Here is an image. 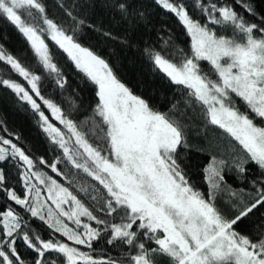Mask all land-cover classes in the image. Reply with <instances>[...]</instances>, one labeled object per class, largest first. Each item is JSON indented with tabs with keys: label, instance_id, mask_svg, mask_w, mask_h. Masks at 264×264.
Masks as SVG:
<instances>
[{
	"label": "snow or ice",
	"instance_id": "1",
	"mask_svg": "<svg viewBox=\"0 0 264 264\" xmlns=\"http://www.w3.org/2000/svg\"><path fill=\"white\" fill-rule=\"evenodd\" d=\"M157 2L174 13L186 28L191 39V55H184L182 60L174 62L156 52L153 57L155 66L175 84L190 89L191 95L205 106L209 122L225 130L239 143L243 151L234 157L232 163L240 173H247L246 166L252 164L259 169V175L250 181L255 196L247 203L241 197L243 207L233 201L232 206L238 211L234 217L226 216L217 207L212 192L205 194L196 190L186 177L178 163V148L186 146L181 126L135 95L114 75L104 59L82 47L53 20L42 15L45 8L40 0H0V15L16 26L45 69L58 75L60 72L50 55L45 40L47 33L51 41L75 62L76 68L98 86L95 111L107 126L108 154H103L104 149L100 146L89 143L76 123L65 118L57 104L41 95L38 86L41 77L24 67L2 45L0 62L9 65L31 87L29 90L18 82L2 78L0 85L12 89L37 110L46 125L44 131L59 144L67 159L107 190L111 198L107 202L109 214L118 209L122 213L120 222L110 225L108 243L119 241L138 249L130 256L129 264H157L156 254L169 257L172 264H264V232L250 238L235 229L249 214L264 207V14L245 0H233V3L242 7L252 19L218 0H193V7L205 17L202 23L194 19L179 0ZM119 7L126 11V5L120 4ZM40 20L46 28L39 25ZM210 24L230 25L231 34H219L209 27ZM199 61H207L211 65L210 72H204ZM212 74L215 79L211 78ZM58 83L62 86L63 81ZM33 94L75 137V144L83 149V153H74L68 147L64 133L49 123ZM5 146H10L11 151ZM81 154H86L91 164L87 161L79 163L76 157ZM9 157L18 158L27 167L21 173L27 194L15 190L3 168H0V194L23 206L32 217L45 221L68 241L90 248L100 232L84 224L85 231L80 233L70 228L61 217L73 220L76 225L81 224L83 216L96 220L98 224L105 221L97 219L56 179L31 171L33 159L11 139L0 137V161H7ZM40 163L46 162L41 160ZM227 163L212 156L204 169L206 178L211 189L229 190L231 197H237L240 194L231 191L227 185L224 174ZM49 166L53 172L58 171L56 163ZM33 177L47 186L48 195L43 203L40 189L30 183ZM48 200L55 205L56 211L49 206L45 215L42 210ZM64 205H69V210H65ZM4 208L6 210H0V264H29L19 254L14 238V233L22 230L23 217L9 205ZM3 237L9 239L5 241ZM21 238L35 253L30 264H58L57 259L49 258L50 253L60 254L65 264H117L115 260H95L77 247L52 238L44 239L38 233L29 235L25 231ZM144 239L154 241L157 247L146 248Z\"/></svg>",
	"mask_w": 264,
	"mask_h": 264
},
{
	"label": "trees",
	"instance_id": "2",
	"mask_svg": "<svg viewBox=\"0 0 264 264\" xmlns=\"http://www.w3.org/2000/svg\"><path fill=\"white\" fill-rule=\"evenodd\" d=\"M40 2L45 8V13L42 15L53 20L66 34L73 36L75 42L82 47L89 48L104 59L112 68L114 75L135 95L148 101L154 110L167 114L172 121L181 126L186 146L178 148V163L189 182L202 193L212 192L217 207L226 216L237 215V208L232 206L233 201H236L238 207H243V204H240L241 197L247 203L255 196V188L250 181L259 175V169L252 164L246 166L247 173H240L232 163L234 157L243 151L239 143L225 130L209 122L205 106L191 95L190 89L172 82L154 64L153 57L156 52L174 62L182 60L184 55H191L190 36L175 14L164 9L157 0H40ZM179 2L186 5L194 19L205 22V17L199 9L193 7V0H179ZM218 2L227 3L247 19H252L244 13L242 7L234 4L233 0H218ZM245 2L253 4L258 12L264 14V0H245ZM120 4L126 5V11L120 9ZM38 23L41 27H47L43 25L42 20ZM209 27L216 29L219 34H231L230 25L210 24ZM45 40L49 45L53 62L60 70L59 75L43 67L26 38L15 25L0 15V45L19 59L24 67L41 77L38 82L41 95L57 104L62 109L63 116L76 123L78 130L85 135L89 143L100 146L104 149L103 154L107 155L108 145L105 139L107 126L95 111L98 103L96 95L98 86L76 68L75 62L51 41L47 33ZM198 63L204 72H210L211 65L207 61ZM0 78L11 79L30 90L31 86L27 81L4 62H0ZM211 78L216 77L212 74ZM58 81H63L62 86ZM33 98L41 105L40 111L45 113L48 121L63 126L43 101L34 94ZM44 128L45 123L37 110H34L27 101L20 99L12 89L0 85V137L11 139L33 159L34 167L31 171L41 172L56 179L76 195L97 219L105 223L98 224L96 220L83 216L81 224L76 225L73 220L61 217L70 228L80 233L85 231L84 224L100 232L99 237L91 242L90 248L87 245H76L61 233H56L54 229L48 227L45 221L32 217L23 206L16 205L0 194V210H6L4 206L9 205L23 217L22 230H17L18 234L14 233L19 254L29 264L35 257V253L26 247L21 238L24 232L28 231L29 235L38 233L44 239L52 238L66 242L89 253L98 261L115 260L117 264H129L130 256L135 255L138 249L119 241L114 244L108 243L111 238L110 225L119 223L122 213L118 209L117 212L109 214L107 202L111 198L107 190L82 168H76ZM65 140L74 153L77 151L83 153V149L75 144V137L70 132L65 133ZM5 147L11 151L10 146ZM212 156L228 162L224 167L225 178L231 191L240 194L237 197H231L229 190L210 188L204 169L211 162ZM76 158L81 164L86 161L91 164L86 154L77 155ZM41 160L46 163L41 164ZM52 163L57 164V172H53L50 168L49 165ZM0 168L5 169L10 184L18 193L27 194L21 175L27 167L22 161L9 157L7 161H0ZM30 183L40 189V200L43 203L48 195L47 186L41 185L35 177ZM49 206L56 211L55 205L48 200L42 210L45 215ZM63 207L69 210V205ZM235 229L250 238H254L259 232H264V207L249 214L235 226ZM3 239L7 241L9 238L3 237ZM144 243L149 249L157 247L154 241L144 239ZM149 254L152 255L151 252ZM49 258L57 259L58 264H65L60 254L50 253ZM154 258L157 264H172L167 256L156 254Z\"/></svg>",
	"mask_w": 264,
	"mask_h": 264
},
{
	"label": "rangeland",
	"instance_id": "3",
	"mask_svg": "<svg viewBox=\"0 0 264 264\" xmlns=\"http://www.w3.org/2000/svg\"><path fill=\"white\" fill-rule=\"evenodd\" d=\"M49 123H52L55 127H58V128H60L61 129V131L64 133V138H65V133L67 132H69L68 131V129L63 125V126H57L55 123H53V122H51V121H49ZM45 127H46V125H45Z\"/></svg>",
	"mask_w": 264,
	"mask_h": 264
}]
</instances>
